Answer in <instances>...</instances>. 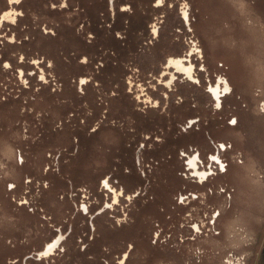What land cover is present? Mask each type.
Returning <instances> with one entry per match:
<instances>
[{
    "label": "rangeland",
    "instance_id": "374dc122",
    "mask_svg": "<svg viewBox=\"0 0 264 264\" xmlns=\"http://www.w3.org/2000/svg\"><path fill=\"white\" fill-rule=\"evenodd\" d=\"M263 238L264 0H0V264H256Z\"/></svg>",
    "mask_w": 264,
    "mask_h": 264
},
{
    "label": "bare ground",
    "instance_id": "6f19581e",
    "mask_svg": "<svg viewBox=\"0 0 264 264\" xmlns=\"http://www.w3.org/2000/svg\"><path fill=\"white\" fill-rule=\"evenodd\" d=\"M174 65H175V67H176V69H177L178 72H182V71L184 70V69H183V66H182V64H181V62H180L179 60L175 61V62H174ZM208 91H209V93L212 94L213 99H214L215 101H217V104H219V93H220V92H218V87H217V86H216L215 88L210 87ZM227 92H228V88L225 87V88H224V93H227ZM221 168H223V166H221ZM49 250H50V247H48V248L45 250L44 253H47Z\"/></svg>",
    "mask_w": 264,
    "mask_h": 264
},
{
    "label": "flooded vegetation",
    "instance_id": "af4514ba",
    "mask_svg": "<svg viewBox=\"0 0 264 264\" xmlns=\"http://www.w3.org/2000/svg\"><path fill=\"white\" fill-rule=\"evenodd\" d=\"M256 264H264V238Z\"/></svg>",
    "mask_w": 264,
    "mask_h": 264
},
{
    "label": "snow or ice",
    "instance_id": "6c2138e0",
    "mask_svg": "<svg viewBox=\"0 0 264 264\" xmlns=\"http://www.w3.org/2000/svg\"><path fill=\"white\" fill-rule=\"evenodd\" d=\"M41 79H43V77H41ZM83 83V81H82ZM105 186L107 187V182H105ZM52 247H55V245H52Z\"/></svg>",
    "mask_w": 264,
    "mask_h": 264
}]
</instances>
